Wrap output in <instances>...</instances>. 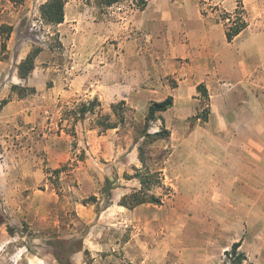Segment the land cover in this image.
I'll return each mask as SVG.
<instances>
[{"label": "rangeland", "instance_id": "rangeland-1", "mask_svg": "<svg viewBox=\"0 0 264 264\" xmlns=\"http://www.w3.org/2000/svg\"><path fill=\"white\" fill-rule=\"evenodd\" d=\"M44 1L49 0H0V227L11 238L0 250V264H57L51 242L81 238L83 250L71 254L72 264H234L226 251L238 242L246 257L239 264H264L262 204L258 211L256 203L229 204L219 197L217 204L209 203L168 185L161 168L173 150L170 136L165 143L145 145L146 164L140 161L149 107H127L123 124L103 130L97 125L101 116L116 117L111 104L100 102L94 115L73 125L70 111L98 98L69 92L85 66L75 58L86 57L85 63L90 56L68 53L61 38L72 29L81 32L89 15L98 21L108 9L101 0H66V13L74 24L79 21L73 28L72 20L68 26L45 23ZM129 1L116 5L122 10ZM135 4L141 8L139 0ZM34 46L53 56L35 65L26 83L15 84L19 52ZM13 85L35 91L21 98ZM4 100L8 103L1 105ZM146 167L160 173L162 183L150 194L163 197V204L119 205L125 195L141 190L137 173ZM107 179L114 188L112 204L104 209ZM244 193L256 199V189ZM231 213L247 217L233 219Z\"/></svg>", "mask_w": 264, "mask_h": 264}, {"label": "crops", "instance_id": "crops-1", "mask_svg": "<svg viewBox=\"0 0 264 264\" xmlns=\"http://www.w3.org/2000/svg\"><path fill=\"white\" fill-rule=\"evenodd\" d=\"M136 1L122 10L106 7L98 21L89 15L81 32L63 33L68 53L90 56L85 63L86 57L75 58L85 66L69 92L82 91L104 105L125 101L137 109L171 96L173 106L158 114L153 129L170 132L173 150L161 168L163 180L209 203L217 204L218 197L229 204L256 203L258 211L262 204L264 218V0H241L248 26L232 41L221 15L233 14L238 0H146L143 8ZM70 20L77 28L79 21L74 24L65 9L59 25ZM29 52L21 50L18 63ZM51 56L43 50L35 65ZM13 78L15 84L27 82L17 71ZM206 108L203 122L197 116ZM247 188L256 189V199L244 193ZM236 193L240 201L233 200ZM0 230L2 250L11 238Z\"/></svg>", "mask_w": 264, "mask_h": 264}, {"label": "trees", "instance_id": "trees-1", "mask_svg": "<svg viewBox=\"0 0 264 264\" xmlns=\"http://www.w3.org/2000/svg\"><path fill=\"white\" fill-rule=\"evenodd\" d=\"M127 0H101L102 5L105 7H111L113 5L122 3ZM140 6L143 8L146 4V0H139ZM65 4L66 0H49L46 3L42 4L40 7V14L42 20L49 25H59L65 20ZM243 4L241 0H238V7L233 14L224 13L222 14V19L235 17L234 20H230L231 23H226L227 25V39L232 41L237 35H239L244 29L247 28L248 23L244 17ZM8 37L13 32V27H7ZM7 37V38H8ZM1 47L6 50V42L3 40ZM43 51L42 47L34 46L33 49L29 52L25 59H23L18 65V76L22 80H26L32 74L35 69V61L39 54ZM12 92H17L19 97L23 98L28 95L27 91L31 90L32 92L35 89H29L27 87H21L19 85H13L11 88ZM199 93L208 101L209 95L206 88L203 85L198 87ZM8 103V100H4L1 105ZM173 106V98L170 96L167 99L160 102H153L149 106L148 114L146 116V127L143 131L144 137V145L139 148V158L140 161L145 165L146 164V149L145 145L152 144L158 140L168 139L170 136V132L161 128L160 131L156 133H150L149 129L152 127V124L155 123L158 119V114L164 111H167L169 108ZM97 107H101L100 101L98 99L90 100L87 102H82L77 105V108H74L70 111L72 118H74L73 125L80 120H84L87 115H94ZM112 113L115 115L116 120L112 121L110 115H103L99 119L97 125L103 130L116 129L120 124L125 122V112L127 110L126 102L120 101L118 103H114L110 105ZM209 114V109L206 108L201 114L197 116V118H201V120L207 121ZM74 128L72 129V136H75ZM55 172H59L56 170ZM137 176H139L142 188L139 191H135L130 195H125L119 205L127 207V208H135L142 204H155L162 205L163 197H157L154 194H150V190L155 186H160L162 183V178L159 172H152L149 168H145V172L138 171ZM106 189L105 193L107 195L106 202L104 205V209L111 206V190L114 188L113 183L106 180ZM96 198V197H92ZM13 229L8 227V232L13 234ZM84 238L80 240L74 239H57L51 242L52 246V254L57 262V264H72L70 259L72 253H76L83 250V241ZM76 242H79L78 247L72 251V245ZM241 243H235L232 247L231 251H226V255L229 259L234 261V264L242 263L246 257L244 253L239 251ZM87 253V251H85Z\"/></svg>", "mask_w": 264, "mask_h": 264}, {"label": "built area", "instance_id": "built-area-1", "mask_svg": "<svg viewBox=\"0 0 264 264\" xmlns=\"http://www.w3.org/2000/svg\"><path fill=\"white\" fill-rule=\"evenodd\" d=\"M235 17H232V18H226L225 20H223L225 23H231L230 20H234Z\"/></svg>", "mask_w": 264, "mask_h": 264}]
</instances>
